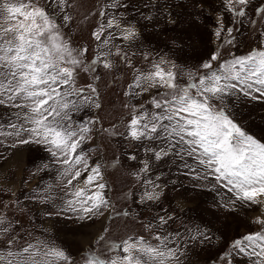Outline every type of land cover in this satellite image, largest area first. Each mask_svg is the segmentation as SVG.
Returning a JSON list of instances; mask_svg holds the SVG:
<instances>
[{
  "label": "snow or ice",
  "instance_id": "6c2138e0",
  "mask_svg": "<svg viewBox=\"0 0 264 264\" xmlns=\"http://www.w3.org/2000/svg\"><path fill=\"white\" fill-rule=\"evenodd\" d=\"M220 3L213 32L220 42L217 51L198 68L187 70V81L180 83L178 66L166 58L151 60L144 53L142 59L151 61L150 68L135 69L126 49L113 43L117 30L127 42L137 36L134 26L122 27L127 21L110 11L124 7L123 0H105L100 6L98 16L102 19L92 32L99 42L98 53L91 60L86 59L87 48L73 47L66 38L64 27L72 20L67 11L72 7L69 0H45L43 4L40 0H0V108L5 109L0 113V144L12 140L13 148L42 147L49 161L38 171L55 169L56 183L30 194L29 200L52 205L58 208L56 215L71 213L81 221L104 216L105 212L108 218L128 215L127 211H114L105 192L102 165L91 163V150H86L98 120L74 119V114L87 108L101 107L94 84L79 86L81 72L91 73L98 80L99 65L107 70L120 67L110 59L117 56L135 72L125 95L135 99L147 94L150 98L144 104H125L131 116L127 138L142 143L145 152L156 160L169 155L178 158L187 174L197 180H214V188H224L231 194L232 207L240 204L259 208L256 222L264 226V142L237 123L231 105L241 96L264 99V20L248 21L261 25L256 47L224 59L220 50L235 45L234 32H239L235 23L243 26L241 18L248 15L251 0ZM226 14L233 17L232 26L226 25ZM254 15L264 17V5L256 7ZM104 48L107 51L101 50ZM149 171L150 163L145 160L140 173ZM134 175L148 186L141 202L158 200L159 186ZM9 207L4 204L0 209V264H183L181 257L186 255V249L181 248L183 237L165 231L171 217H158L155 227L160 231L155 232L154 240L129 236L115 241L100 235L96 243L103 241L111 255L101 258L87 249L73 258L47 237V230L40 237L28 232L29 239L17 243L21 239L15 227L19 221L7 215ZM145 227L153 230L150 223ZM230 247L232 253L223 256L242 255L249 258L248 264H264V230L245 234L233 240Z\"/></svg>",
  "mask_w": 264,
  "mask_h": 264
},
{
  "label": "rangeland",
  "instance_id": "374dc122",
  "mask_svg": "<svg viewBox=\"0 0 264 264\" xmlns=\"http://www.w3.org/2000/svg\"><path fill=\"white\" fill-rule=\"evenodd\" d=\"M44 2L40 0L41 4ZM69 2L72 7L67 11L72 20L64 27L66 38H70L73 47L87 48L86 59L91 60L98 53L99 43L92 32L102 19L98 12L105 0ZM123 4L119 11H110L127 21L122 27L134 26L137 36L127 42L119 37L117 30V39L113 43L126 49L135 69L150 68L151 61L142 59L144 53H148L151 60L164 57L178 66V82L185 83L187 70L198 68L212 52L217 51L220 42L213 32L222 7L220 0H123ZM261 5H264V0H251L248 15L241 18L243 26L239 21L235 23V28L239 29L238 33L234 32L236 43L220 50L222 58L244 55L257 46L261 25H252L248 21L264 20V17L254 15V9ZM232 22L233 17L226 14V25L232 26ZM101 50L107 51V48ZM110 59L120 67L107 70L99 65L96 72L98 80H94L91 73L81 72L79 86L94 84L101 107L87 108L74 114V119L98 120L86 150H91V163L100 162L102 165L103 180L107 184L105 192L114 205V211H127L128 215L108 218L109 213L105 212L104 216L81 221L71 213L56 215L58 208L52 205L29 200L30 194L39 193L45 185L56 183L55 169L38 171L49 161L42 147L24 145L13 148L10 145L14 141L8 140L0 144V209L9 204L7 215L19 221L15 225L21 235L17 243L27 241L28 232H32L33 237H40L47 230V237L54 239L73 258H79L87 249L105 258L111 253L103 241L96 243L100 235L115 241L129 236L154 240L155 232L160 231L155 227L159 223L158 217L167 216L171 220L165 231L169 235L183 237L181 248L182 251L186 249V255L181 257L183 264H229V261L231 264H248L247 257L223 254L232 253L230 244L233 240L264 230V226L256 222L260 209L240 204L232 207L229 203L231 194L224 188H214V180H197L187 174L178 158L169 155L156 160L151 153L145 152L142 143L127 138L126 126L131 116L130 108H125V104H144L150 98L147 94L135 99L126 96L135 72L132 67L120 63L119 57ZM231 105L237 123L264 142V99L241 96L233 99ZM4 111L0 108V113ZM101 128L108 131H101ZM113 132L117 134H111ZM132 156L136 159H131ZM145 160L150 163V171L146 174L140 173ZM134 174H139L142 179H151L159 186L158 200L141 202V195L148 186L140 183ZM15 200L19 203L13 204ZM149 223L153 230L145 227ZM105 228L108 229L106 233Z\"/></svg>",
  "mask_w": 264,
  "mask_h": 264
}]
</instances>
